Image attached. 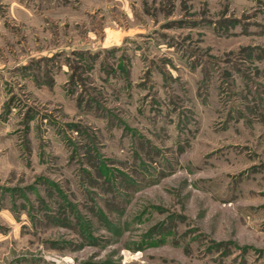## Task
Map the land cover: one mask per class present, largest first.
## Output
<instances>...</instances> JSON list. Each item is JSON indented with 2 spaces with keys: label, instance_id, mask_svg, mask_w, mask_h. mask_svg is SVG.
I'll use <instances>...</instances> for the list:
<instances>
[{
  "label": "rangeland",
  "instance_id": "obj_1",
  "mask_svg": "<svg viewBox=\"0 0 264 264\" xmlns=\"http://www.w3.org/2000/svg\"><path fill=\"white\" fill-rule=\"evenodd\" d=\"M0 264H264V0H0Z\"/></svg>",
  "mask_w": 264,
  "mask_h": 264
}]
</instances>
